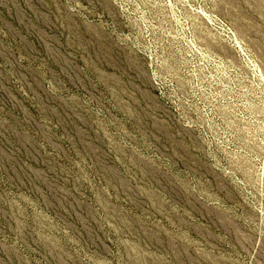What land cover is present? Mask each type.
<instances>
[{
    "label": "rangeland",
    "instance_id": "1",
    "mask_svg": "<svg viewBox=\"0 0 264 264\" xmlns=\"http://www.w3.org/2000/svg\"><path fill=\"white\" fill-rule=\"evenodd\" d=\"M0 264H264V0H0Z\"/></svg>",
    "mask_w": 264,
    "mask_h": 264
}]
</instances>
